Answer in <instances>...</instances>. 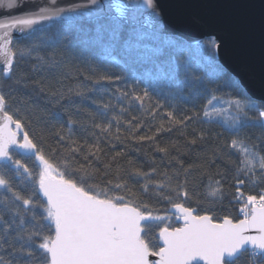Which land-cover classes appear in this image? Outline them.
<instances>
[{
    "label": "snow or ice",
    "instance_id": "obj_1",
    "mask_svg": "<svg viewBox=\"0 0 264 264\" xmlns=\"http://www.w3.org/2000/svg\"><path fill=\"white\" fill-rule=\"evenodd\" d=\"M86 3L94 7L98 0H86ZM144 4L153 12L158 7L156 0H144ZM16 7L17 0L0 3V8L7 10ZM65 10L75 11L77 6L65 8L57 0H50L47 7H41L35 13H23L0 22V30H3L0 52L4 53V78H0V161L7 162L4 166L14 171L23 169L31 181V194L23 195L14 190L11 177L0 174V188L12 193L13 202H21L14 210L20 216L17 228H22L14 237L20 242L19 247L0 236V264H240L245 254L253 258V264L255 257H259L264 264V154H261L264 148L257 149L255 145L250 148L244 140L231 139L218 145L212 153V160L201 161L215 167L225 155L239 154V162L234 169H229L233 171L231 177L226 172H217L208 183L205 195L217 207L207 209L193 206L194 202L197 205L200 203L198 189L188 187L187 176L191 172L177 160L179 170L175 186L171 183L172 178L165 173L167 182H156L154 189L158 194L161 189H167L163 199L171 205L169 211L175 218L183 222L182 226L173 227L169 216L154 214L148 204L136 202L127 178L151 176L139 169H123L118 159L120 152L117 151L111 160L101 161L98 153L103 150L99 143L76 145L73 142L65 145L70 153L65 155L55 145L45 147L43 141L32 134L29 122L10 103L12 97L5 85L15 75L20 62L34 55L37 45L16 47L13 45V33L23 35L25 29L54 19L53 11L62 13ZM128 11L125 0H112L111 11L88 29L90 35L87 42L102 49L116 63L139 66L142 77L158 88L169 92L179 89L181 69L184 73L189 72L191 57L181 60L174 53L166 52L165 45L173 42L151 30L149 23L137 24ZM208 44V62L218 67L215 57L220 45L215 40H210ZM178 47L188 50L184 45ZM36 59L43 60L44 57L36 56ZM89 70L97 78V83L120 79L107 73L100 75L94 65H90ZM124 94L142 108L147 100L151 107L146 115L160 120L152 135H135L133 129L138 132L144 126L142 121L132 123V120H137L136 117L126 121L124 131L138 142L152 141L156 151L165 154H169V148L160 147L156 140L162 131L175 130L184 136L188 145H195L206 142V138L211 136L202 128L193 127L199 125L202 118L210 121L214 116L232 109L247 116L240 100L225 101L226 108L216 107L217 97L211 92L201 109L182 113L171 105L166 108L158 98L154 100L153 95H162L155 90L150 93L148 89L132 88L125 89ZM257 119L264 120V111L258 113ZM113 121L115 136L113 122L94 124L100 129L95 135L100 137L103 133L105 139H120L119 121L115 117ZM57 139L61 143L64 141L63 136ZM15 149L30 154L35 161L34 170L15 157ZM101 164L104 178L98 183ZM224 167H228L226 163ZM180 172L185 176L183 182L178 178ZM229 180L232 181L230 187L235 189L230 196L226 192ZM246 183L258 186L260 190L246 194L243 190ZM148 190L146 181L142 191L146 193ZM233 200L237 204L242 203L239 207L242 219L234 222L227 214L216 215L217 211L226 213L227 205ZM21 207L31 214L30 227L24 226ZM37 209L40 211L37 212ZM0 222L4 223L5 236L14 230L12 225L15 220L4 222L2 213ZM153 226L159 228L156 243L150 239ZM5 243H8V252L4 251ZM25 256L27 259H24Z\"/></svg>",
    "mask_w": 264,
    "mask_h": 264
},
{
    "label": "trees",
    "instance_id": "obj_2",
    "mask_svg": "<svg viewBox=\"0 0 264 264\" xmlns=\"http://www.w3.org/2000/svg\"><path fill=\"white\" fill-rule=\"evenodd\" d=\"M101 18L94 20H76L71 22L51 23L45 27L33 30L29 35L14 41L16 47L35 44L34 55L20 62L15 75L5 85L6 91L11 94L10 103L14 110H19L20 114L29 122L32 134L43 141L45 147L55 145L65 155L70 154L65 145H91L99 143L102 152L101 161L111 160L118 151L121 156L118 159L123 164V169L135 170L149 173L151 178L136 176L127 178L129 187L135 193L136 202H143L149 205L152 210L159 215L170 217L173 227L182 226V223L170 214L171 205L163 195L167 189H161L158 194L154 189L156 182H167V177H171V183L175 186L180 160L185 169H189L191 174L187 176L188 187L198 189L197 196L200 203L194 202L193 206L205 209L217 207L206 197L208 183L216 177L217 172L233 175L234 166L239 162L238 153L231 156L225 155L223 161H217L215 167L207 162L212 160V153L218 149L219 144H223L231 139L239 138L244 140L251 148L253 145L257 149L264 148V121L257 119L260 111H264V103L252 99L235 78L215 57V65L210 64V45L208 42L213 38H206L203 46L193 45L186 40L175 37L161 35L169 43L165 45V51L174 53L181 60L191 57V67L189 72L184 73L181 69V87L169 92L166 89L158 88L154 83H150L141 75L142 69L132 63H116L100 48L88 43L92 28ZM178 45L187 46L185 51ZM36 56L44 57L37 60ZM94 65L100 75L105 73L119 76V80L96 82V77L91 75L89 66ZM193 76L195 78L193 79ZM0 78L3 77V69H0ZM136 88L138 90L148 89L153 95V99H160V102L167 108L171 105L179 112L199 110L209 98V93H214L217 97L216 107L226 108L225 101L240 100L241 106L245 108L247 116L238 114L235 109L225 110L222 115L214 116L210 121L201 119L199 125L193 127L202 128L205 133H211L206 138V142H198L195 145H188L184 136L172 132H160L156 137L160 147H168L169 154L156 151V145L152 141L138 142L131 138L129 133L124 131L127 127L126 121L132 120L135 124L142 121L143 127L139 131L133 132L135 135H152L153 129L160 123L159 119L146 115L151 105L145 101L142 108L130 96L124 94L125 89ZM62 94V95H61ZM59 95V99L56 97ZM164 97H168L165 99ZM119 121L121 127L120 139L104 138L101 133L97 137L100 129L94 124L106 125L113 122V136H115V121ZM151 121V123H149ZM167 126V125H165ZM191 129H189L190 131ZM63 136L64 141H58V137ZM114 145V147H113ZM261 154H264L262 152ZM15 157L20 159L29 169L34 170L35 161L30 158V154H23L20 149H15ZM0 163V174L11 177L13 188L23 195L31 194V181L26 176H19L18 173ZM227 164V168L224 164ZM97 177L99 183L103 177V165ZM155 169V171H153ZM123 174V173H122ZM179 180L183 182L184 173H179ZM148 183V191H142L144 183ZM232 181L226 185V192L231 194L235 189L230 187ZM103 186V185H101ZM255 193L259 187L247 184L243 189ZM7 198V199H6ZM227 203V199H226ZM21 202H13L12 193L0 188V213L3 214L4 222L11 223L14 230H10L7 236L3 232L4 223L0 222V236L5 240H11L16 247L19 241L14 239L16 232L22 230L17 228L20 216L16 215L15 208ZM7 205V207H6ZM235 200L227 205V212H216L217 216L229 215L234 222L241 219L239 207ZM37 212L40 210L37 209ZM24 217L25 225L30 227L31 214L20 208ZM23 227V226H22ZM159 228L153 226L150 239L156 243ZM4 251H10L8 243L4 244ZM19 255V253H17ZM24 259H27L25 256ZM255 264H261L260 258L255 257ZM240 264H253V258L245 254Z\"/></svg>",
    "mask_w": 264,
    "mask_h": 264
},
{
    "label": "water",
    "instance_id": "obj_3",
    "mask_svg": "<svg viewBox=\"0 0 264 264\" xmlns=\"http://www.w3.org/2000/svg\"><path fill=\"white\" fill-rule=\"evenodd\" d=\"M57 2L65 8L77 6V10L53 11L54 19L25 29L23 35L14 32L13 44L16 39L51 23L94 20L112 8V0H98L94 7L88 6L86 0ZM49 3L50 0H17L16 8H0V22L23 13H35ZM125 3L137 24L147 22L151 30L161 35L179 37L196 46H203L206 38H213L220 45L216 52L218 61L240 81L252 99L264 103V0H156L155 12L146 7L144 0H125ZM3 55L0 52V69H3ZM170 214L173 215L171 211Z\"/></svg>",
    "mask_w": 264,
    "mask_h": 264
},
{
    "label": "rangeland",
    "instance_id": "obj_4",
    "mask_svg": "<svg viewBox=\"0 0 264 264\" xmlns=\"http://www.w3.org/2000/svg\"><path fill=\"white\" fill-rule=\"evenodd\" d=\"M264 121V120H263ZM17 173H18V175L19 176H26L27 177V173H24L23 172V169H20L19 171H16ZM240 215H242L241 213H240ZM173 216V215H172ZM175 217V216H174ZM241 217H243V216H241ZM181 222V221H180ZM182 223V222H181ZM183 224V223H182Z\"/></svg>",
    "mask_w": 264,
    "mask_h": 264
}]
</instances>
